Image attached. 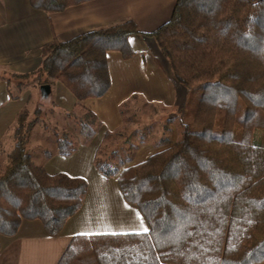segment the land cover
<instances>
[{"label": "trees", "instance_id": "trees-1", "mask_svg": "<svg viewBox=\"0 0 264 264\" xmlns=\"http://www.w3.org/2000/svg\"><path fill=\"white\" fill-rule=\"evenodd\" d=\"M85 1L31 4L52 13ZM138 32L127 19L69 41L55 37L43 47L37 71L12 75L17 90L31 78L38 85L60 81L84 108L77 124L90 139L99 121L82 102L108 92L107 52L132 56L129 38ZM145 35L189 91L180 136L164 135L163 149L138 164L129 165V155L116 165L98 159L97 166L118 177L149 229L75 235L57 264H84L82 256L92 257L89 264L264 263V0H177L170 20ZM42 111L23 109L12 128L14 144L0 170V236L34 219L58 235L88 191L85 178L49 174L33 161L29 140ZM54 135L59 153L70 155L72 134Z\"/></svg>", "mask_w": 264, "mask_h": 264}, {"label": "crops", "instance_id": "crops-1", "mask_svg": "<svg viewBox=\"0 0 264 264\" xmlns=\"http://www.w3.org/2000/svg\"><path fill=\"white\" fill-rule=\"evenodd\" d=\"M176 2L89 0L50 13L34 8L31 0H0V159L3 154L9 153L14 144L6 141L9 140L8 135L12 132L17 115L25 108L36 113L42 100L40 85L34 78L18 91L12 75L37 71L42 64L43 47L55 37L69 41L127 19H132L139 31L129 38L134 51L132 56L125 57L119 50L107 52L111 79L108 92L82 102L98 118L95 135L90 139H83L81 135L79 139L76 137L78 141L73 152L63 155L59 153L56 139H49L48 136L53 133L47 127L39 132L43 133L42 136L39 134V141L43 144L47 142L48 150L41 152L35 163L43 166L49 174L65 173L85 178L88 191L82 207L67 219L58 235H50L40 219L23 220L15 235L0 236V264H57L75 235L143 232V229H149L148 221L138 205L127 201L118 177L100 171L97 160L107 142L106 134L119 132L126 124L127 118L124 119L122 108L129 105L130 99L138 98L153 105L157 108V114L161 112L159 108L167 111L184 106L188 89L175 79L154 37L145 35L170 20ZM51 85L53 109L66 113L68 120H71L66 125L73 123L70 113L78 107L77 98L60 81H53ZM176 128H173L176 137H172V141L179 137L174 132ZM69 130L73 134L77 132L74 128ZM44 135L48 139L43 138ZM31 137L32 133L29 150L34 160ZM138 147L137 152L141 153L144 147L146 150L141 153L137 163L163 149L152 142Z\"/></svg>", "mask_w": 264, "mask_h": 264}, {"label": "rangeland", "instance_id": "rangeland-1", "mask_svg": "<svg viewBox=\"0 0 264 264\" xmlns=\"http://www.w3.org/2000/svg\"><path fill=\"white\" fill-rule=\"evenodd\" d=\"M14 81L16 79L14 78ZM41 95V94H40ZM52 96V94H51ZM42 99V98H41ZM187 100V99H186ZM185 100V101H186ZM129 105L126 106L124 109L122 108L124 112V119L127 118L126 124L122 127V129L119 130V132L113 133L108 139L106 138L107 142L103 145L100 155L98 159L100 161L110 162L112 164H120L122 160H124L126 157L130 156V162L129 163H137L139 157L142 156V152H137L138 149L141 146V144H144L146 142H152L154 145H158L160 142V139L165 135L169 136L170 138L176 137V135L173 133V128L177 126V123L179 122V115L182 112V108L176 107V109H170L167 111L162 110L161 108L159 114H157V108H155L153 105L148 104L144 101L139 100L138 98H132L130 99ZM55 108L53 105V101L50 97L49 100L42 99L40 105H38V110H43L41 113L38 114L39 121L37 122L36 126L34 127V130L32 132L31 137V151L34 154V162H38L37 158L41 155V152H44L47 149V142L45 144L41 143L38 137L40 131L44 129V127H47L49 129V132H52L53 134L49 135V139L55 138L54 132L57 130L62 134V132H69L72 134L73 140L76 142V137L80 136L77 128L79 127L77 123L80 121V119H83L86 114L84 108L76 107L74 108V115L72 116V122L66 125V122H71V120H68V117L66 113H61L58 111V109ZM32 112V111H31ZM173 114H176V121L169 120L170 117H175ZM37 115V114H36ZM34 115V117L36 116ZM155 117V118H154ZM152 120H149L151 119ZM153 121V122H152ZM42 122V123H41ZM138 126V127H137ZM178 129L174 132L180 136L181 133V127L177 126ZM74 128L76 130L77 134L69 129ZM168 129V130H166ZM45 130V129H44ZM43 134V133H42ZM41 134V136H42ZM48 133L46 132V135ZM77 136H74V135ZM162 134L161 138L159 135ZM46 135L43 136V138L48 139ZM81 137V136H80ZM164 138V137H163ZM8 139L6 142L12 141L13 136L12 132L10 135H8ZM79 139V138H78ZM45 140V139H44ZM30 142V140H29ZM156 142V143H153ZM52 144V143H51ZM42 145V147H41ZM160 146V145H159ZM162 148L164 147L161 146ZM161 149V148H160ZM141 154V155H140ZM7 156L8 153L3 154L2 158L0 159V170L4 168L7 162ZM138 164V163H137ZM92 256V255H91ZM84 264H89V261L92 259V257H81ZM264 264V263H261Z\"/></svg>", "mask_w": 264, "mask_h": 264}, {"label": "water", "instance_id": "water-1", "mask_svg": "<svg viewBox=\"0 0 264 264\" xmlns=\"http://www.w3.org/2000/svg\"><path fill=\"white\" fill-rule=\"evenodd\" d=\"M39 89L41 98L49 100L52 94V85L50 83L42 84Z\"/></svg>", "mask_w": 264, "mask_h": 264}, {"label": "snow or ice", "instance_id": "snow-or-ice-1", "mask_svg": "<svg viewBox=\"0 0 264 264\" xmlns=\"http://www.w3.org/2000/svg\"><path fill=\"white\" fill-rule=\"evenodd\" d=\"M143 231L147 232V231H148V229H147V228H145V229H143ZM82 234H87V233H82Z\"/></svg>", "mask_w": 264, "mask_h": 264}]
</instances>
